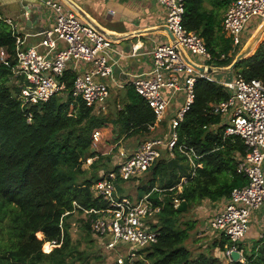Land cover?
Wrapping results in <instances>:
<instances>
[{"label": "trees", "instance_id": "16d2710c", "mask_svg": "<svg viewBox=\"0 0 264 264\" xmlns=\"http://www.w3.org/2000/svg\"><path fill=\"white\" fill-rule=\"evenodd\" d=\"M183 1V27L204 39L210 65L228 67L237 54L222 29L230 0ZM1 14L0 48L5 49L10 65L0 61V264H73L79 255L72 246L70 218L107 205L94 196L91 187L106 172L102 174L103 166L98 168L96 164L103 156L94 149L92 134L108 118L94 111L96 105L87 106L71 95L75 73L70 68L61 77L64 91L46 101L22 104L11 67L16 64L15 37ZM259 24L254 17L244 32L252 33ZM232 71L233 77L264 82V45L259 44L252 54L239 60ZM22 80L19 78V83ZM194 92L193 102L176 128L177 140L172 149L177 165L183 160L186 169L175 174V167L168 170L167 159L158 158L145 171L159 175L156 186L154 179L144 186L145 194L160 206L154 215L157 221L149 223L159 232L158 239L136 249V255L131 260L126 257L124 264H223L222 259L202 251L192 254L185 241L194 221L181 218L204 199L223 201L233 188L247 183V178L236 170L245 146L238 136L224 134L228 121L214 111L217 103L229 97V90L215 80L198 76ZM126 97V103L115 114L113 134L127 137L149 133L148 125L155 119L152 109L133 87ZM178 146L192 149L194 166ZM88 157L94 158L91 172L82 168ZM106 158L111 160L110 155ZM183 177L186 180L178 188ZM175 198L187 202L185 211L177 210ZM97 216L91 212L81 218L80 226L88 238L100 236L92 230V219ZM45 242L53 247L50 249ZM43 243L49 251H43ZM213 243L221 256L232 246L222 234ZM113 264L119 263L115 260Z\"/></svg>", "mask_w": 264, "mask_h": 264}, {"label": "built area", "instance_id": "2783aa9c", "mask_svg": "<svg viewBox=\"0 0 264 264\" xmlns=\"http://www.w3.org/2000/svg\"><path fill=\"white\" fill-rule=\"evenodd\" d=\"M157 1L166 7L165 25L174 40L154 45L151 69L135 75L132 85L154 113V122L148 125L150 129L162 119L169 106V98L164 96V90H168L172 97L182 92L184 103L169 119L168 137L144 140L133 153L107 170L91 187L94 196L101 197L107 203L105 208L91 209L89 212L98 215L92 219L93 232L111 237L106 243L107 249H113L118 243L128 244L126 255L116 254L119 264H124L126 257L131 260L136 255V249L157 241L159 232L151 228L144 218L157 214L160 206L149 199L148 194L134 204L129 198L115 193L114 183L148 170L160 156L159 146L169 151L175 146L176 128L195 96L194 83L198 76L208 77L202 73L193 74V67L181 52L185 50L198 59L207 60L211 57L204 39L195 31H187L182 25L184 1ZM43 3L53 11L55 18L52 26L38 33L43 51L35 46L23 47L24 39L14 33L12 20L3 16L15 37L16 64L11 67L16 82H19V78L23 79L18 83L22 104L46 101L52 95L64 91L65 82L61 77L70 68L75 73L71 95L76 99L81 98L87 106H103L109 91L101 79H107L113 73L110 61L113 39L79 19L74 11L65 10L62 1L43 0ZM254 17L260 23L264 22V0H233L224 14L222 29L235 45H240L246 25ZM0 61L10 65L2 47ZM219 83L229 90L230 95L217 103L214 111L228 114L224 134L238 136L245 146V155L237 163L236 170L247 178V183L233 188L223 209L208 222L209 229L224 235L232 243L224 252V256L231 260V252L237 250L235 244L247 231L251 211L264 203V82L238 75ZM99 135L100 131L95 129L92 136L96 138ZM178 148L191 160L192 149L183 146ZM85 161L91 164L92 159L88 157ZM184 181L185 178H182L177 186ZM174 203L177 206L180 200L175 198Z\"/></svg>", "mask_w": 264, "mask_h": 264}, {"label": "crops", "instance_id": "0c3cea01", "mask_svg": "<svg viewBox=\"0 0 264 264\" xmlns=\"http://www.w3.org/2000/svg\"><path fill=\"white\" fill-rule=\"evenodd\" d=\"M60 1H62V5L64 6L65 10L74 11L79 19L92 24L96 29L107 34L113 39V50L110 52V61L112 63L113 73L111 77L107 79H101V81L106 84L110 93V96L108 95L109 97H107L109 102L112 101V93L119 95V97L113 101V104H116V106L120 105V96L122 98L121 105L113 113V117H107L108 119L105 120V125L111 123L113 130V124L115 122L114 119L116 118L115 114L118 109H122V106L127 101L126 93L129 92L133 87L132 79L135 77V75L146 73L151 69V51L154 45L160 42L168 41L170 39L167 31L163 28L165 25L166 7L157 0ZM231 1L233 0H230L229 4ZM0 12L2 13V16L12 20L13 26L15 28L14 33L24 39L23 47L27 48L30 46H35L40 51L44 50V48L39 45L40 36L38 33L43 29L52 26L54 24L55 18L53 11L43 3V0H0ZM59 45L62 46L61 43ZM181 54L196 64L210 66L212 68V72L210 73H202L193 68V74H206L209 78L215 80L218 83L219 81H224L215 75L217 70H221L223 68L216 65L212 66L207 61L210 60L211 57L207 60L198 59L197 57L190 55L185 50H183V53L181 52ZM163 94L165 97L169 98L170 102L166 111L172 113L167 122L169 127V119L174 115L175 111L183 105L184 95L182 92H179L172 97L170 96V92L168 90H164ZM103 106L96 105L94 108H102ZM224 117V120L227 122L228 114H225ZM101 127H98L97 129L101 130ZM112 136L119 142L126 138L125 134H121V137H117L114 134ZM166 137H168L167 134L160 138ZM146 139H148V137L138 140L134 145H130V148H128L126 151H123V149L121 150L119 147L120 145H118L117 149L120 148V156L118 159L111 158L110 164H106V166L104 164V171L102 174L121 162L127 155L133 153L139 144ZM108 150L109 149H107L103 154H106L107 156L109 154ZM166 150L167 156H164L162 152H160V155L162 154V156H164L163 158L167 159V161L170 159H175L173 152L169 151L168 149ZM189 161L191 165L194 166L193 159L191 158ZM138 177H140V175H138ZM156 185L157 184H155V186ZM179 187L180 186H178V188ZM155 189H157V187ZM227 199L216 202H210V200L204 199L194 208H197L199 211L198 215L203 216L202 219L205 218L207 219L206 222H209V219L213 215L223 209ZM215 235L218 237L219 232ZM235 246L239 252L238 261L242 264H264V203L251 211L247 231L245 235L235 244ZM221 254L222 253L220 252V255ZM223 257L224 254L220 256V258H222L223 264H229L231 261H234L232 258L231 260L227 258H224L223 260Z\"/></svg>", "mask_w": 264, "mask_h": 264}, {"label": "rangeland", "instance_id": "374dc122", "mask_svg": "<svg viewBox=\"0 0 264 264\" xmlns=\"http://www.w3.org/2000/svg\"><path fill=\"white\" fill-rule=\"evenodd\" d=\"M252 20V19H251ZM250 33H243V43L240 45H235L233 43V40L230 36H227L224 33V36L226 38H229L232 41V47L233 49H237V54L240 53L242 50L246 49L247 47H250V51H248V54L245 56H249L252 54L255 49L258 47L259 44L264 45V34L262 36V33L260 35L259 40L256 41L255 35L258 34V28ZM236 54V56H237ZM193 56V55H192ZM195 57V56H194ZM223 69L217 70L216 77L223 80H231L233 77L234 71L232 69H226L222 67ZM12 82V81H11ZM15 83V81L13 80ZM12 82V83H13ZM19 83V82H16ZM110 96V93H109ZM108 96V97H109ZM114 97V98H113ZM119 97L118 94L112 93V101L109 102L108 98L104 102V106L102 108L96 107L94 111L96 113L103 114V116L106 117H113V113L116 111L117 108L121 105L122 98L120 96V105L113 104L114 99L116 100ZM111 100V99H110ZM172 115L170 112H166V114L162 117V119L157 122L154 126V130L150 133L146 132H140L138 135H130L126 137L125 139H122L120 142L117 141L116 138H114L112 125L111 123H106L107 125H103L101 127V135L94 138L92 136V145L94 149L97 150L99 155H102V159L98 160L96 163L98 168L103 166L104 164H110L111 161H108L106 158V154H103L107 149L108 155H110L111 158L118 159L120 148L123 151L128 150L130 148V145H134L138 140H142L148 137L149 138H156V137H164L166 134L169 135L170 128L167 125L168 118ZM115 125V124H113ZM156 127V128H155ZM169 130V131H168ZM162 132V133H161ZM121 137V136H120ZM114 145V146H113ZM120 145L119 149H117V146ZM133 148V147H132ZM159 151L162 152L164 156H167V150L161 146L158 147ZM159 156L158 158H163L164 156ZM92 161L94 160L93 157H91ZM92 163V162H91ZM90 163L87 161L82 163V168L85 170H89L91 172L92 170L89 168ZM174 168V167H172ZM186 169V164L183 160H180V164L175 166V170H173V173L180 174L183 172V170ZM171 170V169H168ZM151 170L144 172L140 174V177L133 176L127 180H116L114 183L115 186V192L119 196H126L128 197L132 203L136 204L143 200L145 196V190L144 186L149 183V180L154 179L153 181L155 184H158L159 175L158 173L152 174L150 173ZM89 175V174H88ZM155 189V188H154ZM91 209L85 210L84 213L81 215L75 213L74 216L70 218L71 226L69 228V232L71 234L72 239V246L76 251L75 253L79 255V259H75L73 264H113L116 260V254H122L126 255L128 252V244H121L118 243L113 249H107L106 243L111 239L110 236H97V235H91L90 238L85 236V232L82 230L81 225V218H85L86 214L89 213ZM199 211L197 208H189L188 212L183 215L181 219L184 220H190L194 221V227L189 231L188 238L185 241V245L191 250L192 254H196L198 252H205L207 254H210L212 256H216L219 259L220 258V250L217 246L214 245L213 241L219 240V236L215 235L217 232H213V230L208 228V222H206L207 219H202V215H198ZM145 222L151 223L156 222L157 218L155 216H148L144 218ZM206 222V223H205ZM150 226V224H149ZM38 233V232H37ZM203 234V235H202ZM42 237V233L40 235ZM46 243V242H45ZM49 242L46 243V246H49ZM53 247L52 244H50V249ZM43 251H49L45 250L44 243L42 245ZM220 255V256H219ZM226 258L225 256L223 257ZM227 260V259H226Z\"/></svg>", "mask_w": 264, "mask_h": 264}, {"label": "water", "instance_id": "95a60500", "mask_svg": "<svg viewBox=\"0 0 264 264\" xmlns=\"http://www.w3.org/2000/svg\"><path fill=\"white\" fill-rule=\"evenodd\" d=\"M163 28L167 31L169 37L171 40H174V37L171 33V31L169 30V28L167 27V25H164ZM258 34L255 35V38L257 39L261 33L264 32V22L261 23L260 27L258 28ZM248 51H250V47H247L246 49L242 50L240 53L237 54V56L235 57L234 61L227 67V69H232L234 67V65L241 60L242 58L245 57L246 54H248ZM184 57V55H183ZM184 59L197 71L199 72H212V68L210 66H205V65H199L194 63L193 61H191L190 59H187L186 57H184ZM177 160L176 159H170L169 161H167V167L168 169H172L173 166H176ZM187 207V202L185 200H181L180 203L177 205V210L179 211H184L186 210ZM231 258L234 261H238L239 259V252L237 250H233L231 252Z\"/></svg>", "mask_w": 264, "mask_h": 264}, {"label": "bare ground", "instance_id": "6f19581e", "mask_svg": "<svg viewBox=\"0 0 264 264\" xmlns=\"http://www.w3.org/2000/svg\"><path fill=\"white\" fill-rule=\"evenodd\" d=\"M262 36H263V33H262ZM259 38H260V36L256 39V41L259 40Z\"/></svg>", "mask_w": 264, "mask_h": 264}]
</instances>
